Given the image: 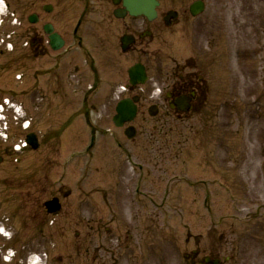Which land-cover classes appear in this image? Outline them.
I'll return each mask as SVG.
<instances>
[{
    "label": "rangeland",
    "instance_id": "obj_1",
    "mask_svg": "<svg viewBox=\"0 0 264 264\" xmlns=\"http://www.w3.org/2000/svg\"><path fill=\"white\" fill-rule=\"evenodd\" d=\"M2 1L7 10L5 8L4 14L0 16V102L9 98L18 107L16 110L6 109V121L0 120V127L4 128L8 123L9 128L8 134L0 131V225H6V228L19 235L11 234V239H1L0 264H5L3 255H7V250L16 251V259L19 258L12 261V264H21L23 253L29 257L32 252L42 254L45 249L49 253L48 261L46 260L48 264H89L92 249H99V245L95 244L100 237H95L91 242H82L77 236L79 233H86L84 229H87L77 220V204L93 189L96 192L92 194V199L97 202L98 213L106 215L109 220L112 211L110 212L108 204L103 203L102 198L111 200L121 215L119 202L139 196L135 188L136 183L141 181L142 194L146 193L145 196L157 202L150 205L149 200L145 199L143 202L148 204L138 206L141 213L140 228L148 231V235L155 234L153 238L158 244L155 253L150 254L152 264H184L180 251L184 250L181 245L185 238L178 237L181 240L176 248L170 239L159 238V233L162 235L165 227L167 236L175 225L177 234L182 233L184 227L192 230L193 234L203 232L206 227L217 228L216 225L209 227V219H213L205 215L206 196L211 200L219 197V204L215 200L211 201L216 208L215 212L220 213H215V221L235 213V207H243V211H246L248 205L250 209L264 206V0H247L252 6L257 24L256 44L251 42V36L240 38L241 50L247 46L256 47L257 55L252 59L253 65L251 61L243 64L244 71L237 74L234 60L230 59L233 52L227 53L229 57L225 59V63H219L224 68L217 65L211 67L214 70L212 78L215 80V89L212 91V98L215 105L210 104L202 110L204 118L195 113V119L194 114L190 115L193 119L191 122L175 124L172 118L174 115L167 113L168 109L163 105L156 120L148 122V128L144 129L142 126L144 121L138 122L142 136L139 135L136 143L125 140L123 133L112 122L116 99L121 94L119 89L127 83L124 71L135 61V57L123 56L112 62L108 52L99 53L96 59L102 86L92 99L98 108L92 112L91 120L93 127L99 129L100 136L93 151L94 157H91L94 158L93 161L85 154V148L90 142V130L84 117L79 116L65 135L52 140L50 135L45 136L49 130L52 132L51 130H55L53 128L58 125L61 127L67 122L66 118L80 106L78 101L84 95V89L93 81L84 56L86 52L77 51L76 61L82 69L76 76L74 73L67 76L71 79L70 84H66L64 78H59L57 73L50 75V78L41 75L43 70L52 66L53 58H60L64 49L59 52L45 51L47 47L42 44V24L54 22L57 30L67 31L72 40L71 31L79 15L88 14L77 12L75 0ZM49 3L54 5L51 14L42 10V6ZM211 4L216 6L219 0H211ZM64 7L66 10L63 11ZM36 11L42 14L40 24L31 25L28 17ZM35 37L40 41L36 55L28 44L29 39ZM86 43H90V40H86ZM88 47V50H95L94 44ZM186 48L184 36L175 39L170 37L169 44H161V58L158 59H161V64L157 62L151 68L165 72L167 64L163 60L170 63L169 57L173 58L171 55L182 59ZM252 49L256 51L254 47ZM250 53L248 49L243 55L250 57ZM72 56L61 59L60 66L63 69L72 70V65L76 62L72 60ZM173 62L169 69L173 67ZM160 73L152 74L146 86L147 91L153 89L159 94L161 87L157 86V79L160 78ZM55 87L62 89L63 95L53 94ZM36 90H44L48 94L44 103L39 99L42 97L41 92L37 97L34 94L29 96ZM50 98L52 101H49ZM221 101L225 102L223 106L217 104ZM149 103L146 100L144 109ZM41 105L42 108H38ZM162 113L165 115H161ZM26 120L32 122L31 130L42 136V146L37 151L28 150L16 154L11 151L26 135L23 129ZM197 124L200 132L191 141L193 129L197 131ZM152 126L157 127L156 132ZM106 129L111 133L105 135ZM149 134L154 138H147ZM196 139L202 142V148L205 146L207 149L206 162L205 159L201 160L204 150L201 151V143ZM118 140L126 144L136 158L142 161L145 165L144 172L139 170L137 173L135 166L128 163L126 154L117 146ZM75 151L85 152L79 157L78 154L73 156ZM220 174L223 179L217 180ZM187 181L193 182V187L185 184ZM203 181L205 184L206 181L209 183L202 185ZM117 184L119 192L116 191ZM170 184L172 194L164 199V190ZM69 191L71 195L67 196L66 192ZM54 196L61 198L62 203V211L56 217L49 215L45 207V202ZM261 212L264 213V210ZM225 222L227 224L229 221ZM245 223L247 225L239 222V228L249 226ZM259 223L262 226L261 221ZM262 224L264 225L263 221ZM120 226L116 225V228L121 229ZM197 242L191 238L189 245L193 246ZM23 244L28 246L21 247ZM251 246L252 243H247L249 250Z\"/></svg>",
    "mask_w": 264,
    "mask_h": 264
},
{
    "label": "flooded vegetation",
    "instance_id": "obj_2",
    "mask_svg": "<svg viewBox=\"0 0 264 264\" xmlns=\"http://www.w3.org/2000/svg\"><path fill=\"white\" fill-rule=\"evenodd\" d=\"M75 1L78 8L77 12L88 14L84 16L78 34L88 36L91 45L94 44L95 50L90 51L92 56L90 58L92 59H95L94 56L99 53L108 52L112 62L117 61L119 56L127 58L133 55L135 61L148 63L155 56L152 55L151 46H159L168 42V39L164 37L165 31L180 26L181 23L185 24L187 40L197 41L200 46L198 50L195 48L190 58L189 56L186 58L188 60L175 64L173 72L175 76L171 74L168 77L165 91L170 94L168 102L175 101L180 95H186L192 96L193 108L207 107L210 103L209 89H211L209 68L215 62L211 58L217 57L218 62L224 60L226 24L232 23L233 28L239 31L242 18L241 7L231 9L227 0H220L216 16V7L210 6V0H203L205 10L200 15L194 16L190 11V3L187 5V0H159L158 18L150 22L143 16H131L124 5V0ZM64 10H66V7L63 8ZM171 10L178 12V18L171 27H167L164 24V17ZM215 18L218 21L216 35L214 31ZM62 33L66 38L69 37L67 31ZM124 35H131L135 38L127 53L120 50V39ZM74 38L77 42V34ZM211 43H213L214 48L212 54H209L208 45ZM82 44V40H78L80 47H82ZM201 54L203 57L206 55L205 59ZM140 96L142 100V95L140 94ZM172 112L175 115H181L177 110H172ZM91 215L93 217L97 216L95 207L91 210ZM132 217L139 219V214L133 213ZM79 218L81 217L77 219ZM261 225L263 226L262 223ZM256 226L257 228L245 234L241 232V229L220 228L207 230L206 241H198L195 249L186 251V264H213L215 261L217 264H264V228L260 226V223ZM10 231L13 235H19L11 229ZM191 238L188 239L189 243ZM249 240L252 241L250 250L246 248V242ZM109 241L114 244L116 240L111 238ZM117 242H121L126 250V257L131 264L142 263L138 259L137 249L140 248L143 240L138 229H126L123 238L117 240ZM95 245H98L97 241ZM95 245L93 246L95 247ZM23 246H28V244L21 245V247ZM115 259L117 257L113 253L111 260L108 257H103L97 252L96 248L92 249L89 264H121V260ZM20 262L22 264L27 263V256L24 253Z\"/></svg>",
    "mask_w": 264,
    "mask_h": 264
},
{
    "label": "bare ground",
    "instance_id": "obj_3",
    "mask_svg": "<svg viewBox=\"0 0 264 264\" xmlns=\"http://www.w3.org/2000/svg\"><path fill=\"white\" fill-rule=\"evenodd\" d=\"M4 2L1 0L0 1V16L2 15V12H4ZM146 7V6H145ZM172 30H176V32L175 33H170L169 31H165V36L167 37V38H170V37H175V38H178V37H182L183 38V36L185 37V40H186V45H187V48H186V54L189 56V58L191 57V54L194 52V50H195V48L198 50V48H199V46H200V44H198L197 43V41H188L187 40V36H186V34H185V31L182 29V28H180V27H174V28H172ZM226 31L228 32V29H226ZM75 48V50H77V46H75L74 47ZM168 56H170V55H168ZM173 58L172 59H176V60H179V59H177V58H175L174 57V55H171ZM188 56L186 57V58H188ZM201 56H202V54H201ZM205 56L206 55H204V59H205ZM182 57V56H181ZM170 59H171V57H169ZM185 57H183L182 59H184V60H188V59H186ZM245 58V57H244ZM246 59V61L247 62H249V61H252V59H247V58H245ZM191 62V61H190ZM238 64H243V62H238ZM157 65V64H156ZM163 65V64H162ZM141 66V67H140ZM151 66H155L154 64H153V61L152 62H150V63H147V62H142V63H140L139 64V67L142 69V76L143 77H146V78H148V73H149V76H150V78H152L151 76H152V74L153 73H159V72H161L160 70H157L156 71V68H151ZM209 70H211V68H209ZM161 75H160V78H158L157 79V81H159V83H158V85H161L162 84V82L160 81V80H162V78H163V74H162V72L160 73ZM131 76H133V75H131ZM211 76H214V73H211ZM133 80H138L139 82L138 83H135L134 84V87L135 88H137V89H139V91L140 92H145L146 91V87H145V83H144V81H142L139 77H135ZM165 87L166 86H164L163 87V90H165ZM228 87V86H227ZM224 88V90H226V87H223ZM176 100H178V101H180V103L179 104H177L178 106H180V109H182V108H184V104H183V102L179 99V98H177ZM210 104V103H209ZM209 104H208V106H209ZM175 107H176V105H174ZM178 108V107H177ZM156 111H159L160 109H159V107H157L156 109H155ZM108 134H110V132L108 131ZM90 137H89V141H92L93 140V138H92V136H91V134L89 135ZM38 140H40V139H38ZM41 141V140H40ZM19 144H22V140H19V142H18ZM25 145H31L30 143H27V144H25ZM20 147H23L24 145H19ZM66 148V147H65ZM67 149V148H66ZM79 153H82V151L81 152H79ZM126 160L128 161V162H130L131 160H132V158H133V155L132 154H129V153H126ZM116 191H117V189H116ZM119 192V191H118ZM117 192V193H118ZM50 204L51 205H53L54 203L53 202H50ZM112 211H113V213H112V215H117V212H116V210L115 209H111ZM53 217H56L57 216V213H54V214H51ZM4 233V232H3ZM7 235V234H6ZM91 238V237H90Z\"/></svg>",
    "mask_w": 264,
    "mask_h": 264
}]
</instances>
